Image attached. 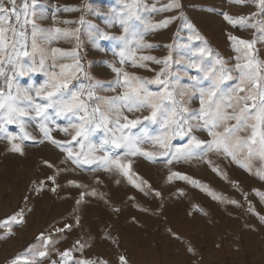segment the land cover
I'll return each instance as SVG.
<instances>
[{
    "label": "rangeland",
    "instance_id": "obj_1",
    "mask_svg": "<svg viewBox=\"0 0 264 264\" xmlns=\"http://www.w3.org/2000/svg\"><path fill=\"white\" fill-rule=\"evenodd\" d=\"M149 2L160 6L171 0ZM179 2L183 20L179 10L145 17L153 23L173 15L177 19L167 28L147 32L146 42L158 47L138 55L163 58L170 51L167 46L173 45L174 59H181L183 45L195 44L210 50L206 63L219 57L231 68L237 62L247 63L245 58L234 59L238 54L231 50L228 36L236 35L257 41L261 64L256 70L264 75L260 32L264 25L259 23L264 19V0ZM22 3L0 0V8L10 15L13 6ZM65 6L79 10L55 11ZM113 9H121L119 0H38L35 60L43 54L50 62L52 48L71 51L76 44L74 37L50 43L41 38L39 29L79 28L78 53L91 81L82 76L71 87L83 84L87 89L91 83L98 96L115 95L106 86L115 79L109 64L120 66L114 55L118 43L99 41L106 51L97 54L92 27H103L96 11L110 14ZM220 13L256 27L234 28ZM184 21L194 30L189 31ZM28 30L26 50L31 53V25ZM108 31L122 34L119 26ZM0 53L10 54L3 42ZM21 63L28 66L33 61L26 57ZM147 63L148 68H140L129 61L124 68L153 79L161 66ZM3 67L12 74L7 63ZM172 70L181 71L182 66L173 64ZM45 78L43 73L31 74L19 77L18 84L34 88ZM236 82L223 87L227 90ZM181 85L188 86L189 81L183 79ZM148 87L160 90L157 85ZM250 87L240 95H247ZM190 107L198 109L199 100L193 99ZM148 114L144 109L136 115ZM114 119L79 121L68 116L58 124L49 121L43 131L29 122L23 130L11 128L16 132L0 135V264H264V120L250 116L230 122L227 132L222 126L210 136L193 127L179 136L174 128L159 131L146 122L151 127L147 131L118 130Z\"/></svg>",
    "mask_w": 264,
    "mask_h": 264
},
{
    "label": "snow or ice",
    "instance_id": "obj_2",
    "mask_svg": "<svg viewBox=\"0 0 264 264\" xmlns=\"http://www.w3.org/2000/svg\"><path fill=\"white\" fill-rule=\"evenodd\" d=\"M119 2L121 4L119 11L113 9L110 14L96 11L94 15L102 17L103 27L92 26L95 31L93 41L97 54L106 51L99 41L111 40L117 42L119 47V51L114 55L119 57L120 66L109 64L115 79L106 86L115 95L108 97L98 96L96 94L98 89L93 88L91 83L87 89L83 84H78L75 89L71 87L73 82L80 81L82 76L85 80L91 81L81 63L82 57L78 53L79 28L39 29L41 38H47L50 43L62 38L74 37L76 44L71 51L52 48L50 62L43 54L41 59L36 61L34 53L37 26L34 21L38 0H23L19 8L13 6L10 15L5 14L0 8V42H3L6 51H10L9 55L0 53V77L4 79V85L0 87V135L23 130L29 122H35L43 131L48 128L49 121L58 124L68 116H74L79 121H108L114 117L111 122L122 131L138 127L147 131L151 127L145 126L146 122L150 126H156L159 131L174 128L179 136H183L186 129L191 132L193 127L206 130L210 136L216 134V130L222 126L227 132L231 130L230 122L240 123L250 116L264 120V75L256 70L261 64L256 55V40L249 41L236 35L228 36L231 50L238 54L234 59L237 61L242 58L247 59V63L237 62L231 68L219 57L212 64L206 63L205 57L211 55L210 50L195 44L183 45L186 51L181 59H174L173 45L167 46L170 51L163 58L150 54L138 55L142 50L158 47L146 42L147 32L167 28L177 19L173 15L153 23L145 17L154 13L179 10V18L183 20V7L179 0H171L170 3L160 6L149 0H119ZM78 10L67 6L55 9L57 12ZM220 15L234 28L256 27V25H247L242 18H230L226 13ZM261 16L264 17V12ZM63 23L75 22L64 20ZM79 23H84L83 18ZM184 23L189 31L194 30L192 23L188 21ZM259 23L264 25V19ZM29 25L33 37L31 53L26 50ZM138 25L143 31L138 29ZM116 26L122 31L119 36L108 31V28ZM260 32L264 33V27L260 28ZM192 39L191 36L188 37L189 41ZM195 39L199 41L201 37L197 34ZM26 57H31L33 63L24 66L21 60ZM64 58H70L72 63L57 62ZM129 61L132 67L148 68L147 62L161 67L153 79H148L126 71L124 65ZM5 63L8 64L11 75H8L4 69ZM173 64L182 66V70L173 71ZM233 72L238 75L234 77ZM41 73L46 78L39 86L22 88L18 84L19 77ZM183 79L189 81L188 86L181 85ZM232 81L238 82L234 87L225 90L223 85ZM148 85L160 86V90L151 91ZM248 85H251L248 94L240 95L245 92V87ZM193 99L199 100L198 109L190 107ZM101 105L104 107L102 108ZM144 109L149 110L148 115H136ZM96 127L99 128L100 124L97 123ZM11 128H15L16 131H12Z\"/></svg>",
    "mask_w": 264,
    "mask_h": 264
}]
</instances>
